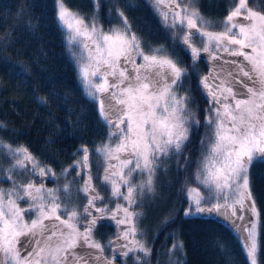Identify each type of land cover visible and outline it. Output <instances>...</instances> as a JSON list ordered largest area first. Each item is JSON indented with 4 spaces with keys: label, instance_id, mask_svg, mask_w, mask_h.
<instances>
[{
    "label": "snow or ice",
    "instance_id": "6c2138e0",
    "mask_svg": "<svg viewBox=\"0 0 264 264\" xmlns=\"http://www.w3.org/2000/svg\"><path fill=\"white\" fill-rule=\"evenodd\" d=\"M150 2L172 45L143 40L118 4V23L105 29L98 22L100 0H92L89 17L70 9L65 0H55L57 26L77 77L108 129L106 141L94 149L103 158L102 174L98 165L94 177L90 149L82 144L60 173L63 184L48 188L44 178L57 179V173L26 146L0 139V156L10 161L5 179L11 182L0 187V264H117V256L124 264L129 259L152 264V248L139 226L144 213L136 206L146 193L155 192L164 165L175 160L178 169L186 170L192 163L187 147L201 127L185 87L189 66L175 55L177 42L192 65L202 53L213 62L198 84L209 108L195 162L197 186L185 190L183 215L215 214L238 234L249 264H259L261 213L251 170L264 163V0H232L218 26L201 13L198 0ZM73 171L79 179H67ZM94 179L110 193L102 205L98 202L105 197ZM80 194L86 199L82 210L74 202ZM113 200L115 207L109 208ZM104 220L116 226L107 243L94 235ZM172 239L164 255L168 264H179L176 256L184 245Z\"/></svg>",
    "mask_w": 264,
    "mask_h": 264
},
{
    "label": "trees",
    "instance_id": "16d2710c",
    "mask_svg": "<svg viewBox=\"0 0 264 264\" xmlns=\"http://www.w3.org/2000/svg\"><path fill=\"white\" fill-rule=\"evenodd\" d=\"M65 2L70 9L79 10L86 17L93 11L92 0ZM231 3L232 0H198L201 13L214 18L217 26L227 15ZM116 4L124 11L132 30L143 40L152 46L172 45L168 39L169 31L164 28L150 0H100L98 22L105 29L118 23ZM174 47L182 65L189 66L190 79L185 80V87L192 95L191 108L201 120V127L187 147V155L192 160L188 170H193L200 155L199 139L204 135L203 120L209 108L208 97L199 90L198 84L201 76L210 72L212 64L202 56L197 65H192L190 55L182 51L183 46L177 42ZM192 68H195L194 72ZM41 98L47 103H42ZM0 122L4 125L0 128V139L14 147L26 146L57 173V179L44 178L48 188L63 184L65 178L60 173L73 161V154L82 144L90 149L94 177L98 165L103 168V158L98 157L94 149L106 141L108 129L99 117L97 105L85 95L77 77L65 36L57 26L55 0H0ZM9 164V160L0 156V187L11 185L4 180V169ZM184 171L183 167L177 168L175 160L168 162L157 173L151 198L136 206L137 211L144 213L139 226L142 239L152 248V264H168L164 253L171 247L172 237L184 245L183 251L176 256L179 264H249L238 234L221 218L183 215L187 207ZM74 177L73 171L67 179ZM19 178L26 180L28 177ZM31 178L40 180V177ZM251 181L261 213L259 264H264V163L254 165ZM94 183L105 197V201L98 203L108 202L111 199L109 190L98 179H94ZM81 198L74 202L82 209L85 200ZM108 207L114 208L115 201ZM115 233V224L106 220L99 222L94 235L107 243ZM106 255H110L107 250ZM117 264H124L119 256ZM127 264H132L131 259Z\"/></svg>",
    "mask_w": 264,
    "mask_h": 264
},
{
    "label": "rangeland",
    "instance_id": "374dc122",
    "mask_svg": "<svg viewBox=\"0 0 264 264\" xmlns=\"http://www.w3.org/2000/svg\"><path fill=\"white\" fill-rule=\"evenodd\" d=\"M245 51H249V50H245ZM202 56H204V57H206L205 59L210 63V65L213 63V62H211L209 59H208V56L207 55H205V54H201V57L200 58H202ZM224 59H229V60H242L243 58L242 57H229V56H227V54H224ZM223 61H218V62H216V63H222ZM212 66V65H211ZM199 153V152H198ZM196 162V161H195ZM103 166V165H102ZM100 167V171H101V174H102V167L101 166H99ZM191 167V166H190ZM189 166L187 167V169L184 171V174H185V176H186V180H185V183H184V189L186 190V188L188 187V186H192V187H196L197 186V183H196V180H195V176H194V173H195V171H196V163H194V165H193V170L191 169V170H188V168H190ZM192 176V177H189V176ZM134 179H136V180H139V176H136V177H134ZM4 180H6V179H4ZM45 180V179H44ZM46 180H48V179H46ZM9 182V181H8ZM11 183V182H10ZM123 189V188H122ZM121 189V190H122ZM185 194H186V191H185ZM81 196H82V194H80ZM153 195V193L152 194H145L144 195V197L138 202V204H137V207H139L140 206V204L142 203V202H147V200L149 199V198H151V196ZM193 195H195V194H193ZM82 200L84 199L85 200V203H86V199L85 198H81ZM121 203H123V201L121 200ZM139 209V208H138ZM82 210V209H81ZM203 216H214V217H217L215 214H212V215H207V214H205V215H203ZM217 218H219V217H217ZM104 221H106V220H104ZM109 221V222H108ZM107 223H113V224H115L113 221H110V220H107ZM146 225H149V223H145ZM112 225V224H111Z\"/></svg>",
    "mask_w": 264,
    "mask_h": 264
}]
</instances>
